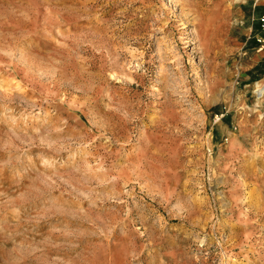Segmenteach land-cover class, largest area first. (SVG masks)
<instances>
[{"label": "rangeland", "instance_id": "obj_1", "mask_svg": "<svg viewBox=\"0 0 264 264\" xmlns=\"http://www.w3.org/2000/svg\"><path fill=\"white\" fill-rule=\"evenodd\" d=\"M264 0H0V264H264Z\"/></svg>", "mask_w": 264, "mask_h": 264}, {"label": "built area", "instance_id": "obj_2", "mask_svg": "<svg viewBox=\"0 0 264 264\" xmlns=\"http://www.w3.org/2000/svg\"><path fill=\"white\" fill-rule=\"evenodd\" d=\"M263 23H264V17H263ZM263 26H264V24H263Z\"/></svg>", "mask_w": 264, "mask_h": 264}]
</instances>
